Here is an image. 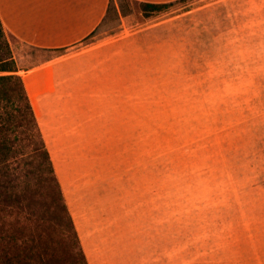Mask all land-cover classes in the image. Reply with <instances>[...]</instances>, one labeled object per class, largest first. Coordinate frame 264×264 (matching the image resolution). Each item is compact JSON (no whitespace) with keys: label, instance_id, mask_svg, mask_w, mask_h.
Returning <instances> with one entry per match:
<instances>
[{"label":"rangeland","instance_id":"rangeland-1","mask_svg":"<svg viewBox=\"0 0 264 264\" xmlns=\"http://www.w3.org/2000/svg\"><path fill=\"white\" fill-rule=\"evenodd\" d=\"M0 27L89 264H264V0H111L64 49ZM37 182L26 246L63 263Z\"/></svg>","mask_w":264,"mask_h":264},{"label":"trees","instance_id":"trees-1","mask_svg":"<svg viewBox=\"0 0 264 264\" xmlns=\"http://www.w3.org/2000/svg\"><path fill=\"white\" fill-rule=\"evenodd\" d=\"M0 40V264H89L64 204L25 81L17 74L8 42L2 35ZM34 179L48 185L68 217L65 234L71 259L63 263L41 236L33 239L31 247L26 246L25 229L31 222L27 202Z\"/></svg>","mask_w":264,"mask_h":264},{"label":"crops","instance_id":"crops-1","mask_svg":"<svg viewBox=\"0 0 264 264\" xmlns=\"http://www.w3.org/2000/svg\"><path fill=\"white\" fill-rule=\"evenodd\" d=\"M132 1L157 5L178 0ZM110 2L0 0V20L5 29L24 45L37 49H64L95 32L107 15Z\"/></svg>","mask_w":264,"mask_h":264}]
</instances>
